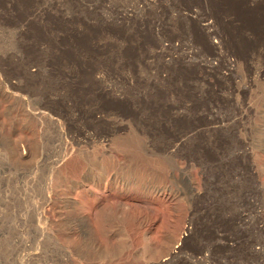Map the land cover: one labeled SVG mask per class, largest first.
<instances>
[{"label":"rangeland","instance_id":"obj_1","mask_svg":"<svg viewBox=\"0 0 264 264\" xmlns=\"http://www.w3.org/2000/svg\"><path fill=\"white\" fill-rule=\"evenodd\" d=\"M0 264H264V0H0Z\"/></svg>","mask_w":264,"mask_h":264},{"label":"bare ground","instance_id":"obj_2","mask_svg":"<svg viewBox=\"0 0 264 264\" xmlns=\"http://www.w3.org/2000/svg\"><path fill=\"white\" fill-rule=\"evenodd\" d=\"M116 141H118V140H116ZM122 141V140H121ZM119 142V141H118ZM127 146V145H126ZM126 149V148H125ZM94 177H95V175H94ZM106 180V179H105ZM104 180V178L100 175V176H98V177H95V186H101L102 188H106V189H109V183L107 182L106 183V181ZM116 179H114L111 183H113V184H116ZM121 183V182H120ZM121 185V184H120ZM122 185H124V184H122ZM140 188V187H139ZM143 190H145V189H147L144 185H142V187H141ZM163 190V189H162ZM78 211H79V213L80 214H82V215H84V211H83V209L81 208V207H77L76 208ZM91 226V225H90ZM88 228V227H87ZM86 228V230H88V232H89V239L92 241V243H94V245H96L97 244V240H96V238H95V232L94 231H92V229L91 228H88L87 229ZM94 230V229H93ZM95 230H96V228H95ZM97 231V230H96ZM87 232V233H88ZM94 232V233H93ZM102 232V231H101ZM98 233V232H97ZM95 234V235H94ZM98 235V234H97ZM83 239V238H82ZM85 239V238H84ZM99 239V238H98ZM81 242V241H80ZM91 243V242H90ZM98 245V244H97ZM96 245V246H97ZM100 245V244H99ZM105 245V244H104ZM96 246H95V248H96ZM101 246V245H100ZM97 248H99L98 246H97ZM99 250V249H98Z\"/></svg>","mask_w":264,"mask_h":264}]
</instances>
